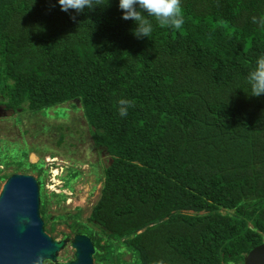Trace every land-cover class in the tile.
Here are the masks:
<instances>
[{
  "label": "trees",
  "instance_id": "trees-1",
  "mask_svg": "<svg viewBox=\"0 0 264 264\" xmlns=\"http://www.w3.org/2000/svg\"><path fill=\"white\" fill-rule=\"evenodd\" d=\"M93 2L76 13L0 0V105L72 102L110 158L89 223L71 233L92 238L98 262L112 244L125 264H244L264 243V94L247 82L264 0H181L179 27L145 12L139 38L117 0Z\"/></svg>",
  "mask_w": 264,
  "mask_h": 264
},
{
  "label": "rangeland",
  "instance_id": "rangeland-1",
  "mask_svg": "<svg viewBox=\"0 0 264 264\" xmlns=\"http://www.w3.org/2000/svg\"><path fill=\"white\" fill-rule=\"evenodd\" d=\"M71 104L43 113L27 108L13 111L0 105V176L18 172L39 178L40 201L49 215L44 220L45 231L57 239L73 237L70 223H89L100 194L103 168L110 162L109 155L94 145L82 110ZM19 162L24 165L19 167ZM4 181L0 179V191ZM86 228L92 230L89 225ZM106 248L112 258L103 262L94 258V264H125L131 257L125 249L118 254L117 245ZM72 255L73 249L67 244L58 260H69Z\"/></svg>",
  "mask_w": 264,
  "mask_h": 264
},
{
  "label": "water",
  "instance_id": "water-1",
  "mask_svg": "<svg viewBox=\"0 0 264 264\" xmlns=\"http://www.w3.org/2000/svg\"><path fill=\"white\" fill-rule=\"evenodd\" d=\"M67 244L73 255L59 261ZM95 251L87 234L57 239L45 231L35 176L16 172L7 177L0 191V264H94ZM244 264H264V243L247 253Z\"/></svg>",
  "mask_w": 264,
  "mask_h": 264
},
{
  "label": "clouds",
  "instance_id": "clouds-1",
  "mask_svg": "<svg viewBox=\"0 0 264 264\" xmlns=\"http://www.w3.org/2000/svg\"><path fill=\"white\" fill-rule=\"evenodd\" d=\"M107 2L108 0L105 3ZM57 3L62 11L68 12L71 9L76 13L92 9L95 6L93 0H57ZM180 3L181 0H117L121 18L131 19L134 22L135 27L132 29V34L137 38L148 37L152 31V23L143 14L145 12L162 24L179 27L183 23V18L180 15ZM247 82L253 95L264 94V53L256 57L255 67L247 74ZM126 103L130 104L131 101L126 99L118 101L119 105ZM118 111L120 115H126L127 109L119 107Z\"/></svg>",
  "mask_w": 264,
  "mask_h": 264
},
{
  "label": "bare ground",
  "instance_id": "bare-ground-1",
  "mask_svg": "<svg viewBox=\"0 0 264 264\" xmlns=\"http://www.w3.org/2000/svg\"><path fill=\"white\" fill-rule=\"evenodd\" d=\"M34 157V156H33Z\"/></svg>",
  "mask_w": 264,
  "mask_h": 264
},
{
  "label": "flooded vegetation",
  "instance_id": "flooded-vegetation-1",
  "mask_svg": "<svg viewBox=\"0 0 264 264\" xmlns=\"http://www.w3.org/2000/svg\"><path fill=\"white\" fill-rule=\"evenodd\" d=\"M76 234V233H75Z\"/></svg>",
  "mask_w": 264,
  "mask_h": 264
}]
</instances>
